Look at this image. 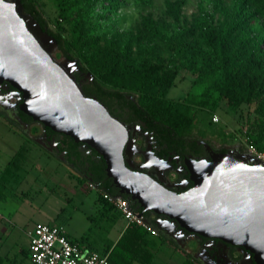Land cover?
I'll return each instance as SVG.
<instances>
[{"label":"rangeland","instance_id":"rangeland-1","mask_svg":"<svg viewBox=\"0 0 264 264\" xmlns=\"http://www.w3.org/2000/svg\"><path fill=\"white\" fill-rule=\"evenodd\" d=\"M33 1L48 27L63 34L67 50L83 65L86 63L74 46L81 33L93 35L97 43L120 34L130 45L126 63L136 67L146 61L160 62L176 69L175 83L166 97L182 103L192 116L185 134L233 146L243 145L249 133L257 135L264 129V95L238 107L219 98L221 61L206 46L199 29L202 22L206 26L235 23L237 28L230 30L235 37L249 39L264 54V13L249 0ZM52 55L58 61L64 58L59 47ZM96 61L105 64L99 58ZM243 62L245 67L250 65ZM99 70L103 67L97 65L90 73L97 75ZM123 91L139 99L138 93ZM256 145L264 149V145ZM114 220L116 225L125 221L97 188L89 187L87 180L72 174L19 127L0 117V264H33L28 234L38 222L62 224L72 240L102 246L115 236ZM147 237L153 243L151 264H194L159 233L147 231Z\"/></svg>","mask_w":264,"mask_h":264},{"label":"water","instance_id":"water-1","mask_svg":"<svg viewBox=\"0 0 264 264\" xmlns=\"http://www.w3.org/2000/svg\"><path fill=\"white\" fill-rule=\"evenodd\" d=\"M57 47L56 39L24 11L20 0H0V82L15 88L19 109L95 150L118 195L137 204L140 214H156L155 220H146L159 232L171 234L179 226L180 231L241 246L256 264H264V163L236 145L219 152L200 139L209 158H185L192 185L173 190L162 178L141 171L142 166L134 167L128 126L84 94L64 68L67 63L78 68L77 60H56L52 53Z\"/></svg>","mask_w":264,"mask_h":264},{"label":"trees","instance_id":"trees-1","mask_svg":"<svg viewBox=\"0 0 264 264\" xmlns=\"http://www.w3.org/2000/svg\"><path fill=\"white\" fill-rule=\"evenodd\" d=\"M20 1L24 11L31 14L40 26L47 28L48 33L56 39L64 56L76 59L81 68L88 72H91L90 70L96 68L97 65L103 67L97 75L93 74L99 99L101 95L125 98L127 93L123 90L136 92L139 99L130 104V107L154 130L157 139H161L172 149H178L190 138V135L185 134L183 130L191 125L192 116L184 111L182 103L166 97L168 90L175 83L176 69L168 68L160 62L146 61L142 66L136 67L126 63L125 58L128 56L130 45L120 34H117L114 39H104L102 43H97L93 35L81 33L78 37L79 44L76 45L75 42L74 46L87 66L83 65L79 58L73 57L67 50L63 34L48 27L46 19L35 2L33 0ZM249 1L256 10L264 13V0ZM236 28L235 23L230 26L226 24L206 26L204 22L199 24L200 31L204 32V43L216 53L221 61L219 66L222 67V74L217 85L219 98L226 99L233 107L261 99L264 95V54L249 39L236 38L230 31ZM235 46L237 50H234ZM87 49L91 50L88 54ZM97 58L104 60L105 64L94 62ZM241 58L250 65L245 67L243 60L240 61ZM254 69L258 71L255 72ZM248 137L255 144L264 145V129L257 135L249 133ZM198 138L194 137V139ZM193 146L195 150L200 149L196 141ZM87 181L109 193L118 194V189L106 175L105 162L101 157L94 163L92 178ZM123 196L127 198L126 195ZM136 205L132 204V207L136 208ZM138 210L141 211V208ZM159 234L163 239L168 240L165 235L160 232ZM75 241L80 244L78 240ZM152 247L153 243L147 237V230L141 225L130 223L108 252V260L110 264H133L135 261L151 264ZM187 258L194 263L192 259Z\"/></svg>","mask_w":264,"mask_h":264},{"label":"flooded vegetation","instance_id":"flooded-vegetation-1","mask_svg":"<svg viewBox=\"0 0 264 264\" xmlns=\"http://www.w3.org/2000/svg\"><path fill=\"white\" fill-rule=\"evenodd\" d=\"M64 68L72 73L76 84L86 96L99 100L111 115L128 126L129 139L133 141L131 159L136 169L142 166L141 171L154 179L162 178L165 184L171 185V188L177 192L192 185V182L188 180L189 175L184 165V159L187 157L209 158V151L197 142L203 138L194 139L195 136H190L183 146L178 149L170 148L167 143L156 138L154 130L146 121L134 113L130 107V104L136 101L133 95L126 94L125 98L101 95L99 99L92 74L82 69L79 64L77 68L71 63H67ZM20 102L15 88L5 81L0 82V117L12 127H19L28 139L68 166L72 174L85 180L91 179L93 165L100 159L98 153L85 143L75 142L70 136L55 132L40 122L34 121L19 109ZM18 117H20V121L17 119ZM33 129H36L37 132L32 133ZM204 140L213 144L215 150L219 152H225V147L228 146H219L210 140ZM194 141L199 146V150H195ZM236 146L239 151L244 152L242 145ZM144 214L150 220H155L158 217L151 211H146ZM160 233L178 245L195 264H256L252 254L243 247L218 238L201 237L185 230L180 231L179 226L171 231V234L178 238L179 243L171 234Z\"/></svg>","mask_w":264,"mask_h":264},{"label":"built area","instance_id":"built-area-1","mask_svg":"<svg viewBox=\"0 0 264 264\" xmlns=\"http://www.w3.org/2000/svg\"><path fill=\"white\" fill-rule=\"evenodd\" d=\"M243 145L245 153L264 163V149L259 148L248 136L244 139ZM88 185L99 189L103 199L122 213L127 225L136 223L154 235L159 233L156 227L147 222L146 219L149 217L133 208L126 197L109 193L90 181ZM28 235L33 264H110L106 253L88 250L72 240L62 224L38 222Z\"/></svg>","mask_w":264,"mask_h":264},{"label":"crops","instance_id":"crops-1","mask_svg":"<svg viewBox=\"0 0 264 264\" xmlns=\"http://www.w3.org/2000/svg\"><path fill=\"white\" fill-rule=\"evenodd\" d=\"M116 222L117 221L114 220V222L111 225V226L115 227L116 233H115V236H114L113 240H111L110 242H107V241L102 242V244H101L102 246H98V245L94 244L91 241L90 242H87L86 244L83 243L81 245L83 247H85L86 249H88V250L103 251L104 253L108 254V252L112 249V247L114 246V244L116 243V241L118 240V238L122 235V233L124 232V230L127 227L126 221H124L123 223L121 221H119L120 223H118V225H116L117 224ZM67 234H68L69 237H72L69 232H67ZM28 249H29V246H28ZM99 249H102V250H99ZM133 264H135V262H133Z\"/></svg>","mask_w":264,"mask_h":264}]
</instances>
